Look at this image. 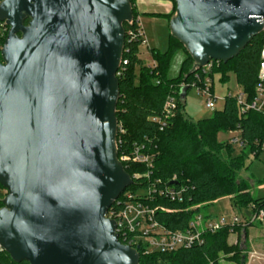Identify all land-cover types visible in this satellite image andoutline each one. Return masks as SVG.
I'll use <instances>...</instances> for the list:
<instances>
[{"label": "water", "instance_id": "95a60500", "mask_svg": "<svg viewBox=\"0 0 264 264\" xmlns=\"http://www.w3.org/2000/svg\"><path fill=\"white\" fill-rule=\"evenodd\" d=\"M171 1V34L200 66L238 56L264 26V0ZM132 19L130 0L0 1L9 26L0 60V251L15 262L139 264L106 217L133 182L116 149V73Z\"/></svg>", "mask_w": 264, "mask_h": 264}, {"label": "trees", "instance_id": "16d2710c", "mask_svg": "<svg viewBox=\"0 0 264 264\" xmlns=\"http://www.w3.org/2000/svg\"><path fill=\"white\" fill-rule=\"evenodd\" d=\"M133 5V24L126 22L125 48L123 61L125 71L119 80V100L116 115L125 132L121 134L118 156L131 151L135 144H145L155 154L154 168L150 177L142 176L134 180L122 193L114 206L125 199L126 192L142 193L149 185V179H160L165 184L177 175L178 184L188 188L185 201L172 202L158 197L160 205L169 211L159 212L158 220L170 229H185L197 214L203 213L207 204L222 196H231L233 203L240 209H249L251 205L264 208V199H256L250 183L240 174L246 167L249 153L236 149L228 141H219L220 132H228L240 125L244 136L250 141L264 139V116L251 111L242 117L234 98L227 97L222 108L214 111L211 117L195 120L186 115V98H181V83L191 81L194 59L186 46L171 34L170 49L160 52L154 48L150 53L154 66L146 65L140 57L142 39L130 40L128 32L135 29L136 19L140 16L137 0H130ZM176 12V3L170 13H152L154 16L168 18ZM29 19L26 20L28 23ZM4 42V38L1 40ZM263 35L253 37L238 56L224 63L216 61L214 74H220V81L227 82L230 72L236 74L238 85L252 97L258 81L261 61ZM183 49L187 56L183 60L179 74L169 77L173 53ZM0 60L2 56L0 54ZM177 90V107L169 117L164 115L167 97ZM189 90V89H188ZM187 90V91H188ZM187 94V93H186ZM154 118H160L164 126ZM260 153L256 155L259 156ZM129 175L134 171H145L139 164H124ZM2 186V185H1ZM3 187V186H2ZM4 188V187H3ZM4 206L0 199V209ZM207 217L210 215L205 214ZM253 224H239L225 227L216 233H205L204 243L191 248H182L174 252H150L139 249V264H223V260L247 264V254L242 248L247 227ZM239 233V242L229 243L231 233ZM0 264H29L15 262L5 250L0 251Z\"/></svg>", "mask_w": 264, "mask_h": 264}, {"label": "built area", "instance_id": "2783aa9c", "mask_svg": "<svg viewBox=\"0 0 264 264\" xmlns=\"http://www.w3.org/2000/svg\"><path fill=\"white\" fill-rule=\"evenodd\" d=\"M134 22L133 19L129 21L130 24ZM136 24L135 29L129 30L128 36L130 40L142 39L143 45L145 42L143 39L144 31L141 26L140 16L136 19ZM8 32L9 26L6 24V21H0V54L4 48ZM261 34L263 35V45L254 96L251 97L248 92L241 88L235 95H228L224 98L219 97L215 93L216 74L213 73L215 60H211L203 66L195 62L191 70V73H193L191 81L181 83L180 87L184 88L187 86L188 89L191 87L196 88L204 96L206 107L212 111L219 109L217 104L221 99L225 102L227 97H231L236 101L240 116L244 117L251 111L258 112L264 116V26ZM3 38L4 42L1 41ZM126 64L127 61H123L122 59L119 70L116 73L117 78L125 71L124 66ZM146 65L154 66L155 62L146 63ZM177 92V90H174L167 97L164 105V115L166 117L173 114L177 107ZM153 120L158 121L160 125H165L160 118H154ZM124 132L125 128L118 122L116 138L118 160L123 167L124 164L129 165L131 163L144 166L145 171L143 173L137 170L134 171L132 176L130 175L133 181L140 180L143 175L150 177L151 171L154 168L155 154L149 151L145 144H135L130 152H124L118 156L119 145L122 142L121 134ZM228 132L231 135L228 143L235 149L239 151L244 150L254 157L258 153L264 152V139L256 138L250 141L244 136L240 125ZM149 181V185L142 193L134 194L130 191L126 192L125 199L119 201L117 206L113 204L106 213L107 218L116 222L115 234L118 240L137 251L143 247L146 253L157 251L164 253L174 252L182 248H191L203 244L205 233H216L225 227H233L239 224L264 223V208H256L255 205H251V213L245 219L234 215L231 221H229L226 218L207 217L204 213H199L183 230L167 228L159 222L157 216L159 212L169 211V209L160 205L157 198L164 197L169 201L182 203L185 201V193L188 189L187 185L178 184L177 175H174L170 179L169 184H165L160 179H149Z\"/></svg>", "mask_w": 264, "mask_h": 264}, {"label": "rangeland", "instance_id": "374dc122", "mask_svg": "<svg viewBox=\"0 0 264 264\" xmlns=\"http://www.w3.org/2000/svg\"><path fill=\"white\" fill-rule=\"evenodd\" d=\"M1 1V0H0ZM137 7L140 14L141 26L144 31V43L140 47V57L143 62L150 64L153 62L150 49L154 48L160 52H166L170 49L171 28L170 20L168 18H161L154 16L152 12H167V7L161 4L159 0H138ZM176 15V12L174 16ZM187 54L183 49H177L173 53L171 65L169 69V77H176L179 74L181 64L186 58ZM240 90L237 83L236 74L230 72V79L227 82L220 81V74L215 75V93L219 97H226L228 95H235ZM224 100L218 102V108H222ZM186 115L195 120L211 117L214 111L208 109L205 104V98L196 88L191 87L186 94ZM231 137L229 132H220L218 134L219 141H228ZM240 152L236 149V154ZM243 178L247 179L251 186V191L256 199H264V152L259 156L249 155L246 158V167L240 174ZM7 191L0 185V199H4ZM251 212L249 209H240L234 205L231 196H222L207 204L204 214H210L214 217L226 218L231 221L234 215L242 218L244 212ZM264 223L256 222V226L249 227V235L252 239L255 234H262L264 232ZM235 233L230 234V241H233ZM223 264H238L234 261L223 260Z\"/></svg>", "mask_w": 264, "mask_h": 264}, {"label": "crops", "instance_id": "0c3cea01", "mask_svg": "<svg viewBox=\"0 0 264 264\" xmlns=\"http://www.w3.org/2000/svg\"><path fill=\"white\" fill-rule=\"evenodd\" d=\"M159 2H161V4H164L167 7V12H163V13L172 12L173 2L171 0H159ZM136 5H137V2H136ZM152 13H157V12H152ZM250 213L251 212H248V211L244 212V215L242 216V218L245 219L246 216ZM207 215H210V214H207ZM211 217H214V216H211ZM251 226H256V225L254 223L253 225H250L247 227V235L243 237V240L241 243L242 248L245 249V253L247 254V264H264V232L259 235L255 234V236L251 239L249 235V227ZM262 226H264V224ZM234 235L235 237L233 241H230V238H229L230 244H236L239 242V233L236 232Z\"/></svg>", "mask_w": 264, "mask_h": 264}]
</instances>
